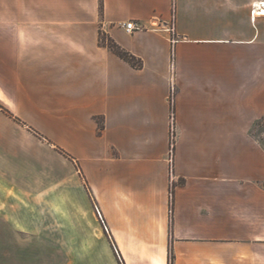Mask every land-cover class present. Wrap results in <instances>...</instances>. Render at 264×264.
I'll list each match as a JSON object with an SVG mask.
<instances>
[{
	"label": "crops",
	"instance_id": "0c3cea01",
	"mask_svg": "<svg viewBox=\"0 0 264 264\" xmlns=\"http://www.w3.org/2000/svg\"><path fill=\"white\" fill-rule=\"evenodd\" d=\"M259 4L0 0V264H264ZM50 175L60 231L40 225Z\"/></svg>",
	"mask_w": 264,
	"mask_h": 264
},
{
	"label": "rangeland",
	"instance_id": "374dc122",
	"mask_svg": "<svg viewBox=\"0 0 264 264\" xmlns=\"http://www.w3.org/2000/svg\"><path fill=\"white\" fill-rule=\"evenodd\" d=\"M255 18L256 17H254V20ZM101 43L108 44L109 41L107 40L106 37L103 36L101 38ZM172 101H173V96H172ZM172 134H174V139H173L174 144L172 148L173 152L171 153ZM251 134L255 138H257L264 147V117L254 125V127L251 130ZM175 143H176V128H175V123H174V132L172 133V130L170 129V147H169L170 181H171L172 190L174 188L173 187V184H174L173 163H174V155H175ZM63 151L64 150L62 148H58L56 149V156L43 155L46 161L50 163L51 165L55 166L59 171H61V173L65 172V167H66L63 160L59 158V155L64 156ZM171 157H172L171 159L172 163H170ZM27 166H28L27 168L31 170L30 172L34 174L35 179L37 176H40V178H37L38 181H42L41 177L46 176L45 170L43 167L29 166V165ZM48 177H49L48 178L49 190L48 192L44 194V196L52 200V202L50 203V206L42 207L40 209L44 212H47L46 214H48V216H50L54 222H48V219H45L44 222L40 224L41 229H44V230L53 229V230H58V231L64 230V223H63V217H64L63 201H64V184H65L64 176L62 175V177H59V178H54V177L51 178V175H50ZM171 198H173V191L171 192ZM20 209L31 211L33 208L25 207V208H20Z\"/></svg>",
	"mask_w": 264,
	"mask_h": 264
},
{
	"label": "trees",
	"instance_id": "16d2710c",
	"mask_svg": "<svg viewBox=\"0 0 264 264\" xmlns=\"http://www.w3.org/2000/svg\"><path fill=\"white\" fill-rule=\"evenodd\" d=\"M112 52L118 55L120 58L125 60L126 62L130 63L134 68L141 69L143 67V62L132 55L131 53L127 52L126 50L122 49L114 42H110L106 45ZM0 108L4 110V108L0 105ZM6 111V110H5ZM8 113V111H6ZM62 151V150H61ZM64 152V151H63Z\"/></svg>",
	"mask_w": 264,
	"mask_h": 264
},
{
	"label": "built area",
	"instance_id": "2783aa9c",
	"mask_svg": "<svg viewBox=\"0 0 264 264\" xmlns=\"http://www.w3.org/2000/svg\"><path fill=\"white\" fill-rule=\"evenodd\" d=\"M263 5V4H262ZM259 7V6H258ZM258 7H256V6H254V8H253V14H255V10H256V8H258ZM259 8H261V7H259ZM253 14H252V17H253ZM255 17V16H254ZM144 27L143 26H141V25H139V24H137L135 21H131V22H129V23H127L126 24V29H127V31L128 32H130V33H133V32H136V31H138V30H142ZM169 31H171L172 33L174 32V26H173V24H171V26L169 27V29H168ZM170 121H171V130H172V133L174 132V123H175V113H174V111H173V109H172V111H171V116H170ZM173 139H174V134H172V139H171V142H172V145H171V153L173 152L172 151V148H173V144H174V141H173ZM172 157L170 158V163H172ZM173 177V176H172Z\"/></svg>",
	"mask_w": 264,
	"mask_h": 264
},
{
	"label": "bare ground",
	"instance_id": "6f19581e",
	"mask_svg": "<svg viewBox=\"0 0 264 264\" xmlns=\"http://www.w3.org/2000/svg\"><path fill=\"white\" fill-rule=\"evenodd\" d=\"M258 6L261 8H259ZM256 7H258V8H256V10H255V12H256L255 15H258V16H259V14L264 15V4L263 5L262 4L256 5ZM253 17H254V14H253Z\"/></svg>",
	"mask_w": 264,
	"mask_h": 264
}]
</instances>
